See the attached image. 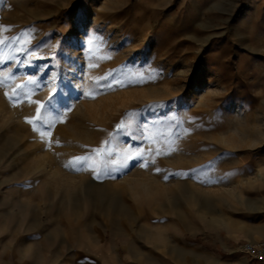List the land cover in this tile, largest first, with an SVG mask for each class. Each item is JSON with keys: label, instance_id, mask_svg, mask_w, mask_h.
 <instances>
[{"label": "rangeland", "instance_id": "374dc122", "mask_svg": "<svg viewBox=\"0 0 264 264\" xmlns=\"http://www.w3.org/2000/svg\"><path fill=\"white\" fill-rule=\"evenodd\" d=\"M0 39V264H194L178 237L219 258L264 239V0H0ZM108 149L132 159L104 169Z\"/></svg>", "mask_w": 264, "mask_h": 264}, {"label": "snow or ice", "instance_id": "6c2138e0", "mask_svg": "<svg viewBox=\"0 0 264 264\" xmlns=\"http://www.w3.org/2000/svg\"><path fill=\"white\" fill-rule=\"evenodd\" d=\"M13 39H19V38H13ZM5 43L4 39H0V45H3ZM30 57H36V53L35 52H29L28 53ZM27 83L28 84H37V80L32 77L29 76L27 79ZM108 87H111L112 85H107ZM22 88L21 85H16V90L13 93V96L18 97L19 96V90ZM53 91H55V89H53ZM5 95L7 96L8 93H5ZM24 95L26 96L27 93H24ZM13 97H9V99H12ZM53 99L52 96L49 97V102H51ZM35 103L39 104L40 106L36 108V115L32 118H28L26 117L25 120L27 123L32 124L33 126V130L34 131H38L41 138H44L46 135L45 131L40 130V128L38 127V124L40 125H44L45 128H50L52 126V121H54L56 119L55 116H53V112L51 109L47 110L46 115H41V109L45 107L44 104H41L39 101H36ZM130 116L134 117L136 114H129ZM34 121H36V123H34ZM117 130L122 131L124 133V135L129 136L131 139L133 140H137V139H145L146 137H144L143 135H137L135 133L134 129V119H128L127 122H125L124 120H121L120 124H118L116 126ZM58 143V141H57ZM107 143V142H104ZM97 156L101 155L102 149H95L93 150ZM125 153V156L123 158H121V156L119 154L116 155L115 158L113 159H108L107 157L112 156L113 154V150L108 149L106 155L101 158V160L98 163V166L104 168V169H109L111 167L114 166H119V167H125L126 166V160L127 159H132L131 156H127V152L129 151V149H123L122 150ZM136 155L138 157H142L143 156V152L141 150H137ZM91 157L89 156H84V157H73L72 160L69 161V163H67L65 165V167H72V168H76L78 169L80 166L84 165L88 160H90ZM154 162V161H153ZM141 166H147L146 163L142 164ZM157 171H159V169H157ZM99 178V174L97 173V179Z\"/></svg>", "mask_w": 264, "mask_h": 264}, {"label": "crops", "instance_id": "0c3cea01", "mask_svg": "<svg viewBox=\"0 0 264 264\" xmlns=\"http://www.w3.org/2000/svg\"><path fill=\"white\" fill-rule=\"evenodd\" d=\"M178 240H179L177 241L178 247L183 246L186 249L188 248L189 252L193 253L194 258L195 255L199 256V262L194 264H262L261 262L250 258L245 253L243 254L236 253L237 251L235 249H231V250L228 249V258H219L218 255L216 254L218 248L213 243H204L199 240L198 241L194 240L193 242H190L192 243V245L187 246L186 244H189L188 243L189 241L185 243L186 238L184 236L178 237ZM100 249H101V255L105 254L104 247H101ZM113 250L114 248L112 249V247H110L109 254L107 253L106 254L108 255V257L111 256V259L114 260L113 262H116L115 264H120V261L122 262V264H132L127 259L119 258L117 254L114 253ZM147 252H148L146 253L147 257H152V255H156L153 253L152 249L150 248L148 249ZM135 255L138 257L135 258V261L137 262L140 261L138 253H135ZM175 264H188V263L179 261L176 262Z\"/></svg>", "mask_w": 264, "mask_h": 264}, {"label": "built area", "instance_id": "2783aa9c", "mask_svg": "<svg viewBox=\"0 0 264 264\" xmlns=\"http://www.w3.org/2000/svg\"><path fill=\"white\" fill-rule=\"evenodd\" d=\"M241 247L242 251L250 258L264 264V239L257 242H245Z\"/></svg>", "mask_w": 264, "mask_h": 264}, {"label": "bare ground", "instance_id": "6f19581e", "mask_svg": "<svg viewBox=\"0 0 264 264\" xmlns=\"http://www.w3.org/2000/svg\"><path fill=\"white\" fill-rule=\"evenodd\" d=\"M71 34H73V32L71 33ZM74 35V34H73ZM73 69V68H72ZM73 71V70H72ZM67 74H69V73H67ZM73 75V74H72ZM69 79H71L70 77H67V78H65V82L63 83V85H67L68 84V81H69ZM64 81V80H63ZM65 93V92H64ZM69 95H68V92L67 93H65L64 94V97H63V99L65 100V99H67V97H68ZM261 174V173H260ZM259 174V175H260Z\"/></svg>", "mask_w": 264, "mask_h": 264}]
</instances>
